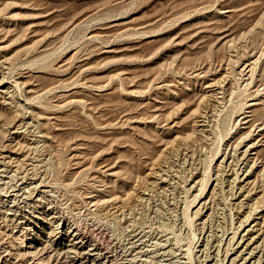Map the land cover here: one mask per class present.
<instances>
[{
	"label": "rangeland",
	"instance_id": "obj_1",
	"mask_svg": "<svg viewBox=\"0 0 264 264\" xmlns=\"http://www.w3.org/2000/svg\"><path fill=\"white\" fill-rule=\"evenodd\" d=\"M0 76V199L32 182L44 191L16 204L33 199L108 246L119 228L86 202L145 185L138 217L162 221L190 264H227L245 228L264 231V0H0ZM158 164L163 190L146 178ZM3 210L0 255L23 240Z\"/></svg>",
	"mask_w": 264,
	"mask_h": 264
},
{
	"label": "bare ground",
	"instance_id": "obj_2",
	"mask_svg": "<svg viewBox=\"0 0 264 264\" xmlns=\"http://www.w3.org/2000/svg\"><path fill=\"white\" fill-rule=\"evenodd\" d=\"M216 82H220V81L216 80L215 83ZM215 83L209 82V84L205 86L207 87L206 91L213 92L215 90L214 87H216ZM3 86L4 85H2L1 87ZM216 93L217 92H215V95ZM202 99H205V98L203 97ZM253 104L255 103L254 102L250 103V105H253ZM199 113L200 115L198 116H200L201 118L198 120L199 122L197 121L198 124L197 123L196 124L197 126H200V128L198 129L199 131L200 130L205 131L206 129L204 128V126L207 123L206 121L207 116H206V113H202V114L201 112ZM247 134L248 133H246V135ZM172 148H175V147H172ZM182 148L184 149V147ZM182 148L180 149L182 150ZM237 149L238 148L236 146V149H234L235 152ZM251 149H255V151L249 152V150ZM256 152H257L256 147H254L253 144H250L249 146L247 145V147L245 145L244 149L240 151V154L243 156L244 159H248L247 157L248 154L253 153V156H255ZM226 156L227 155L224 154L220 162H224ZM220 162L217 163L215 167L217 168H219L218 166L221 167L222 165ZM160 164L155 166L156 167V168L154 167L155 169L153 168L151 171L146 172V174L148 175V177L146 178H148L149 182L148 181L147 182L148 184L151 185V187L154 185V186H157V188H159L160 190H163L164 185L168 184V180L171 178V176L168 173L163 172L164 168H162V165ZM229 164L228 166L230 167ZM223 169L221 171H223ZM226 169L228 168L226 167ZM229 171H231V169ZM4 172H6V169L0 168V185L4 182L3 181V178L5 177ZM249 176L250 175L247 169L244 171L242 176L238 178L239 183L237 185V189H238V192H240V195H242L244 190H246V187H248L247 184H249L250 180L247 178H249ZM12 181L13 180H11V182ZM202 181H203V178L201 179V183L198 185L199 187L197 188V191L203 190L204 186L202 184ZM243 181L245 182L241 183ZM194 183L196 184L197 180H194L193 183L189 186V188L193 186L195 187L196 185ZM216 183L209 190V193H208L209 196L213 195ZM29 184H32V182L25 183V181H23L14 187L10 186L11 187L10 190H6L7 192L2 194L4 198L2 199L1 197L0 199L1 207L5 209L3 210L4 215L6 214L4 217L6 218L11 217L10 219L12 220L13 218H16L15 219L17 222L16 226H18V228L21 229L20 231L21 232L23 231L24 233V234L22 233L23 235L22 245L18 246L17 249H15L14 251H6L2 255H0V264H190L187 254L183 252L184 249L177 246V239L173 238L168 233L165 234L163 232L165 229H167V227L166 228L164 227V223L162 221H160L159 219H156V221L158 220L157 223H155V225L153 224L151 225L148 222L146 223L144 219L143 220L145 222L139 218L140 216L138 213L140 212L137 211V209L139 208L138 205L142 204L141 202L146 200L147 197L145 196L147 195V191L150 189V187L148 188V190L144 191V189L146 188V187L144 188L145 185L141 186V185H138L139 183H136L137 185L133 189V192H128V193H125L124 195L112 194V195L98 198L96 200H94L93 198H89L88 201L86 200L87 201L86 203H88L90 206L89 210H91V213L96 216L97 220L102 219L104 223L108 224V226L113 225L114 229L119 228V231H117L115 235L116 238L114 236V238L110 239L108 246H103L101 245V243L98 241L96 237H94L92 234L88 232V230L87 231L82 230L76 224L75 225L69 224L65 216L61 214H55L53 210L48 211L49 209H43V207L38 202L33 201V199H32V203H22V205L16 204L19 200L24 202L23 200L25 199L26 196L23 198V196H21V193L22 191L25 190L26 187L34 188L32 191L33 193L35 192V194H38V193L41 194V192L44 191V190H39V188L36 187L35 184L31 186H29ZM0 189H3V187ZM193 189H196V188H193ZM3 191L4 190H2V192ZM204 201L201 202L200 205L194 211H191V216H192V213H196V211H199L201 207L203 208V205L206 203V202L204 203ZM190 205H191V202H190ZM190 205L185 206L184 208L185 212L183 210L184 213L187 212V210L190 208L189 207ZM154 210H152V213L155 215L158 209L155 211ZM162 211L163 212H160V211L159 212L165 215L170 214V213H167L165 209ZM7 215H9V217H7ZM156 216L158 215L156 214ZM250 217L251 216L248 213V214H245L241 219L237 220L238 224L235 226V229L231 232V235L228 237L229 242L235 240V236L237 235V232H238L237 230L243 223L247 222V220H249ZM257 217H259V219L262 220V218H264V214L261 213V215ZM256 224H258V222L255 221L250 226L245 228L242 234L239 235V239L235 241V245H233L232 249H230V251H232L231 253H233V256L228 258L227 264H257L258 262L261 261L260 257L259 256L257 257V252L262 248V247L260 248V246L262 245L261 242L264 241L262 240L264 239L263 238L264 231L260 229L261 227L260 228L254 227ZM103 242H104V239H103ZM234 248L235 250H233ZM187 252H189L188 254H190L189 250H187ZM213 257L214 256H211V258H209V255H208L207 260L211 261L213 260ZM212 263H214V261Z\"/></svg>",
	"mask_w": 264,
	"mask_h": 264
}]
</instances>
